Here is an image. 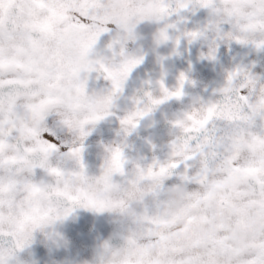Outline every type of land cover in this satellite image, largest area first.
<instances>
[{
    "label": "flooded vegetation",
    "instance_id": "obj_1",
    "mask_svg": "<svg viewBox=\"0 0 264 264\" xmlns=\"http://www.w3.org/2000/svg\"><path fill=\"white\" fill-rule=\"evenodd\" d=\"M159 13L153 0H0L4 264H264V138L255 130L239 128L227 147L211 153L219 156L214 163L199 145L193 151L183 143L155 169L130 167L121 177L117 162L99 176L101 141L147 162L168 155L174 130L165 120L176 105L141 121L131 137L111 118L94 122L129 106L112 88L134 59L150 62L132 74L124 95L169 71ZM145 25L153 31H142ZM232 47L225 63L262 62L256 52ZM204 72L193 77L200 88L190 94L211 86V66ZM213 114L193 109L189 139ZM224 115L241 119L231 107ZM50 134L69 153L84 143L87 177L57 152ZM73 193L102 211L78 209L63 219Z\"/></svg>",
    "mask_w": 264,
    "mask_h": 264
},
{
    "label": "snow or ice",
    "instance_id": "obj_2",
    "mask_svg": "<svg viewBox=\"0 0 264 264\" xmlns=\"http://www.w3.org/2000/svg\"><path fill=\"white\" fill-rule=\"evenodd\" d=\"M160 10L161 24L165 46L171 51L164 58L169 64V71L155 79L141 80L129 95H124L129 78L150 61L138 57L125 70L121 80L113 86L112 95L123 97L128 107L119 114L106 111L94 121L113 119L117 125L131 137L138 133L141 121L150 118L163 108L178 106L172 119H166L169 129L174 130L167 145L168 155L159 160L153 155L151 162L144 158H130L126 148H117L111 141L100 142L103 149L99 176H103L109 163H117L121 177L129 174V168L153 169L166 164L172 153L187 143L193 151L199 145L206 162L214 163L219 156L212 157L213 151L227 147L239 128L256 131L264 138V0H153ZM142 31H153L151 25H145ZM233 45L256 52L262 62H244L232 59L225 63L222 59L231 55ZM211 66V86L190 94L189 89H199L200 80L194 76L207 75L204 69ZM107 79V77H105ZM231 107L239 114L240 120H229L224 115ZM193 109L200 113H214L204 127L194 135L185 130L191 121ZM88 134L85 133V137ZM55 142L57 152L64 157H71L75 171L88 176L83 161L84 143L76 152L69 153L67 145L61 144L57 136L50 134ZM150 150L155 152L156 145L145 139ZM62 149H64L62 151ZM200 159L197 151L196 160ZM189 163V162H186ZM46 173L47 169H42ZM99 178V177H97ZM74 199L63 211V219L75 216L78 209L99 214L102 208L91 206L83 197L73 193ZM2 240V238H0ZM0 264H4L0 260Z\"/></svg>",
    "mask_w": 264,
    "mask_h": 264
}]
</instances>
